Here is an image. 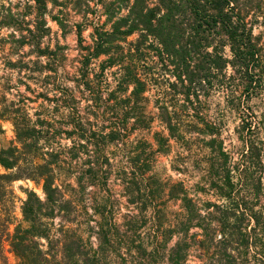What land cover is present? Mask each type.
<instances>
[{"label": "trees", "instance_id": "trees-1", "mask_svg": "<svg viewBox=\"0 0 264 264\" xmlns=\"http://www.w3.org/2000/svg\"><path fill=\"white\" fill-rule=\"evenodd\" d=\"M3 30L24 91L0 82L1 264H264V0H0ZM159 156L199 178L164 182ZM15 181L42 191L20 220Z\"/></svg>", "mask_w": 264, "mask_h": 264}, {"label": "rangeland", "instance_id": "rangeland-1", "mask_svg": "<svg viewBox=\"0 0 264 264\" xmlns=\"http://www.w3.org/2000/svg\"><path fill=\"white\" fill-rule=\"evenodd\" d=\"M52 29V34H51V40L50 44L53 46L56 41L59 42L61 45L66 46L65 53L67 55V60L65 61V70L68 72H73V59L77 56V42H76V36L72 31H69L66 33L65 36H62L60 31L58 30V27L50 23L49 24ZM90 29H86L82 33V38L84 40V44H90L91 38H90ZM258 32V29L255 30V33ZM8 32L7 31H2L0 36L4 37ZM28 51V47H24L21 49L20 54L26 53ZM16 58L15 55H11L8 52V46H4L0 43V82L4 78L11 83L10 87H12V91L10 92L11 94H15L20 91L23 93L24 89L23 86H20L19 84L17 85L18 82V76L15 74V72H10L6 70L4 63L7 60H14ZM17 85V86H16ZM27 96H31L29 93H27ZM32 97V96H31ZM7 98L9 100L13 99L11 95H7ZM220 95H215L212 98V102L216 103L219 100L221 101ZM83 104V102L81 103ZM31 107H36L37 104H30ZM2 130L3 132L0 133V147H6L8 146L9 142L13 139V133L11 129V125L7 122L1 123ZM237 124L236 118L229 113H226V117L224 119V128L222 131V137L225 138V144L227 148L231 151L236 150L239 148V143L236 141L234 137V128ZM161 128L158 125H154L153 130H160ZM136 137H146L148 138V135L140 134L137 135ZM135 138L134 136H131V139ZM171 159L172 156L166 157V156H159L156 159L155 167H154V172L160 177L164 182L165 181H183L187 186H191L198 178L199 175L196 172L189 171L187 175H178L175 174L173 171L170 169V164H171ZM0 172H2V169L0 168ZM10 189L12 191V197H10V201L7 205V209L11 210L13 212L14 217L17 220H20L21 216L19 213V206H20V201L25 198L24 190H33L37 195L41 196L42 191L41 188L36 186L34 183L30 181H15L11 184ZM204 199H210L209 197H203ZM170 211L175 212L177 210V206L174 204H169ZM121 212H124V209H121ZM173 244V242L170 243V246ZM7 248V247H6ZM7 255V264H17V261L15 258L9 254L6 253ZM1 264V263H0ZM188 264H192L191 261L188 262Z\"/></svg>", "mask_w": 264, "mask_h": 264}]
</instances>
